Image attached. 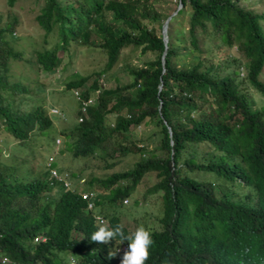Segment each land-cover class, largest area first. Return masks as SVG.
<instances>
[{"label":"trees","instance_id":"16d2710c","mask_svg":"<svg viewBox=\"0 0 264 264\" xmlns=\"http://www.w3.org/2000/svg\"><path fill=\"white\" fill-rule=\"evenodd\" d=\"M6 1L10 7L14 0ZM179 2L189 7L190 51L199 49L197 35L205 36L208 50L196 52L188 65L176 58L172 29L164 44L161 23L153 27L160 12L151 0H42L34 19L45 37L56 36L49 44L43 38L39 47L14 35L11 8L0 14V132L11 136L0 137V149L6 138L16 143L9 146L16 150L12 160L0 154V257L8 258L3 264H69V256L76 257L74 264H118L108 255L116 241L90 239L97 227L93 214L106 217L111 227L123 224L126 234L140 224L149 228L154 243L146 264H264V103L255 104L264 96V12L238 0ZM222 44L230 49V68L215 55ZM78 45L88 53L68 70L56 96L63 97L57 106L66 129L58 131L65 146L51 158L54 144L48 146L43 131L52 122L41 103L19 107L28 88L19 78L10 79L9 71L19 59L30 61V47V62L61 73ZM128 45L154 55L128 66L123 58ZM117 64L130 79L106 86L100 75ZM241 68L245 74L239 78ZM243 82L256 95L243 92ZM99 87L96 100L70 114L66 99L80 102ZM33 88L43 90L41 83ZM147 121L157 126L158 140L150 149L126 136L130 126ZM46 148L50 152L40 158ZM98 156L107 158L102 168L119 167L95 173L91 160ZM149 174L154 181L140 185ZM71 175L85 177L83 190L94 192L90 208L60 183ZM240 185L247 191L240 193ZM150 191L158 194L152 204ZM252 192L261 206L255 222L248 214ZM123 198L134 206L127 208ZM123 213L133 217L130 230ZM241 219L249 222L251 235L239 232Z\"/></svg>","mask_w":264,"mask_h":264},{"label":"rangeland","instance_id":"374dc122","mask_svg":"<svg viewBox=\"0 0 264 264\" xmlns=\"http://www.w3.org/2000/svg\"><path fill=\"white\" fill-rule=\"evenodd\" d=\"M42 4V0H14L12 5L9 7V4L7 3L6 0H0V14L5 15L6 14V10L8 8L12 9V12L16 15V26H15V30H14V35H16L17 37H23L22 39H31L33 41V44L37 47L43 45V38L47 39V43H52V41L55 39V33L50 32V34H47V36L45 37L43 35L42 30L40 29V27L37 25V22L34 19V14L38 11V6H41ZM238 4L240 6H244L246 8L248 7H254L257 11H263L264 12V0H238ZM151 6L152 8H155L158 12H160V16H159V20H157V22H153V27L155 28V30H157V25L158 22L163 23V21H165L167 16L170 15H175V17L173 18V20H169L167 19L166 22V28H165V38L167 40V29L168 31H173V33L171 34V37H174L172 40L174 42V45H177V51H178V56H176V58L178 60H183L187 62V65L190 64L191 62H193L192 58L193 55L196 52H200V55H206L208 54V50L207 47L204 46V44L202 43L203 40L205 41V36H201V35H197V46L199 49H191V43L189 42V38H188V33H187V18H188V5H184L181 6V4L179 3V0H151ZM182 8V12L176 14V9L177 8ZM109 15L108 12H105V16ZM4 19V18H2ZM160 31V30H159ZM181 33V34H180ZM183 34V41L180 40L181 35ZM92 39V38H91ZM211 40V38H210ZM91 41V40H90ZM218 43L217 40L212 39V43L211 44H216ZM216 48V53L215 55L218 56L219 58L222 59V61L224 60V62H228L230 59L231 55L227 54V51L230 50L228 49L225 45H219ZM88 48L85 47L84 45H78L75 46V52L79 53L75 56H73L71 58V60H69V64L66 66L67 70L62 71L61 73L57 72V71H45L44 69H42L40 66H36V64L30 62L32 61V52L30 47L26 49V56L27 58L30 59V61L28 60H23V59H19L17 62H15L16 64H14L15 66H12L11 70L9 71L10 73V79H14V78H19L22 82L26 83V86L28 88V93L29 96H26L25 98H23V100L20 101L19 107L20 108H24L27 109L29 107H31L32 105L35 104H42L45 111H46V107L45 106H49V104H63V102L60 100L63 97H56L57 94H59V91L61 89H63V81L64 79H66L65 75L68 74V70H75V67L78 66L79 64H81V61H86V60H81L80 57L82 56H86ZM202 51V52H201ZM232 51H234V49H232ZM59 55L63 54V51H58L57 52ZM233 53V52H232ZM234 54V53H233ZM154 55V52L148 51L144 54H140L139 52V47L136 46H125L123 48V58H126V64L128 63V66L130 65H140L144 60L152 58ZM64 56H65V52H64ZM120 64L121 63V56H120ZM178 64H180V62H177ZM229 68L231 67L232 63H229ZM120 67V66H119ZM126 69L124 68H118V64L116 66H114L112 69L106 70L105 73L101 74L100 76H102V78L104 79V83L106 86H112L115 83H125L127 81H129L130 76L127 75ZM243 73V75H242ZM245 74V68H241L238 71V76H241L239 78L244 77ZM261 76L264 79V69H262L261 72ZM67 79H69V77H67ZM36 83H41V85L43 86V90H38L35 91V89L33 88V85ZM241 90L243 92H247L251 97L252 95H256L257 91L252 88L250 85L246 84V83H242L241 84ZM55 96V97H54ZM263 100H259L257 101L258 103L255 102V104L257 106H259L260 103H264V96H262ZM53 99V100H52ZM63 100V99H62ZM51 101L53 103H51ZM66 104H67V108L70 109V114L74 116V111L76 109V101L74 99H66ZM110 115L106 116V122L109 123L110 120L109 117ZM50 118L55 121V123L60 127H62L63 129L65 128V125L63 123V121H60L59 123L57 121H59V118L57 115L55 114H51ZM65 122V121H64ZM54 126H49L47 127L43 132H50V133H54L56 130V127L58 128L57 125ZM157 126H155L153 124V122L151 121H147L145 124H139L136 126H130L128 131L126 132V136H128L129 139H133L136 141H141L143 143H147L146 144V149H150L154 146V143L158 140L156 139V135L155 133H153V130L156 129ZM4 131H1L0 133H2ZM9 134L7 132H4L3 135L0 134V137H7ZM44 135V134H43ZM46 136L48 139L50 138V134L44 135ZM8 137H11L10 135ZM15 142H13L12 140H8L7 138L5 140H3L2 146L5 149L4 152H2L0 150V154H2V159H10L12 160L14 156V153L16 152L15 148L8 149V146H15ZM48 146H51V142L49 141ZM65 146V143L63 144V147ZM62 147V148H63ZM48 152H50V150L48 151V149L46 148L42 154L40 155V158H43L44 156H46L48 154ZM69 152V151H68ZM64 155L67 156L70 159V156L68 153H66L64 151ZM107 158L104 157H100L98 156L97 159H92L91 163H94V169H96L94 172L97 174H100V170L101 171H107L110 172L112 169H117L119 167V163H115L112 164L111 167H107V168H102V166L104 165V162ZM129 159V158H128ZM71 160V159H70ZM107 161V160H106ZM121 163V162H120ZM82 164V162H81ZM101 166V168H99ZM104 167V166H103ZM26 167H21L22 171H25ZM152 174H149L147 177H143L144 182L140 183V185H146L151 183V181H154V177H152ZM205 176V175H204ZM135 190L132 192L131 194V200H133V198L135 197ZM157 197L158 194L154 191H150L147 193V198L148 201L152 204L153 202H157ZM128 204V202H127ZM126 204V206H127ZM134 205H132V202L127 206V208H131ZM126 212V210H125ZM121 219H122V223H125L128 227V229H132L133 228V217L129 216L127 214L128 217L125 216V214H121Z\"/></svg>","mask_w":264,"mask_h":264},{"label":"clouds","instance_id":"9594fccd","mask_svg":"<svg viewBox=\"0 0 264 264\" xmlns=\"http://www.w3.org/2000/svg\"><path fill=\"white\" fill-rule=\"evenodd\" d=\"M180 3V2H179ZM167 22V20H166ZM166 22L164 23V27L166 26ZM160 26V34H161V39H162V35L164 36V41L163 43L165 44L166 41V34L165 32H161V27L162 24ZM166 28V27H165ZM164 31V29H163ZM101 82L103 84H105L104 79H101ZM101 87L95 88L93 89L89 95L86 97L85 100H80V102H78V100L76 101V109H83V106L86 102H90V101H94L96 100L98 93L100 92ZM76 91H73L74 95H76ZM80 98V97H79ZM95 98V99H94ZM52 103V102H51ZM43 107V105H42ZM46 107V115L49 117V119L52 122V126H54L56 123L55 121H53L50 118L51 114H55L58 116V118H62L64 116V113L62 111H60V109H58L57 104H49V106H45ZM44 108V107H43ZM110 120V119H109ZM106 121V120H105ZM59 123V121H57ZM109 125H113V120H110V122L108 123ZM57 125V124H56ZM139 125V124H137ZM51 126V125H50ZM58 126V125H57ZM49 127V126H48ZM59 128V126H58ZM58 128L56 127L55 132L52 134L50 132H47V134H50V139L48 141H52L53 142V153L51 158H54L59 150L63 147L64 141L63 138L61 136V133L58 131ZM9 149V146H8ZM2 152L5 151V149L2 146L1 143V149ZM2 155V154H1ZM57 179H60V174H56V171L52 169L51 171ZM85 181V177L80 176L78 177L77 175H71L69 176V178H67L66 180H61V184L63 187H66L67 189H69V192L72 193H78L80 194L81 198L85 199V203H86V207L90 208L92 206V197H93V191H84L82 188L83 182ZM76 184H79L78 187H76ZM240 193L241 192H246L247 188L245 186L240 185L238 187ZM252 197V206L249 208L248 210V214L251 216L249 217L250 220L254 221V217H255V212L261 210V206H260V200L258 201L256 199V195L252 192L251 195ZM123 202V204L127 203V199L123 198L121 200ZM131 209V208H130ZM242 213L240 212V215ZM94 217V223L97 224L96 230L91 234L90 239L93 242L96 243H102V244H107L110 241H116L117 244H115L113 242L112 246L113 248H111V251L108 253L109 258L112 257V259L116 260V263L118 264H146V262L149 260L150 257V249L154 243L153 240V236H152V231L147 228L145 225L140 224L138 225L135 230L131 231L130 233L126 234L124 232V225L123 224H117L114 227L109 226L108 222H107V218L102 216L101 214H93ZM247 217V216H246ZM245 217V219H246ZM242 222V227L241 229H239V232L241 231L242 234L249 236L251 235L249 232V230H247V226H249V222L241 219ZM245 223H246V227H245ZM42 239L44 238L43 236H41ZM128 241V246H126L125 241ZM127 247V248H126ZM124 251V252H123ZM123 252L122 258H121V253ZM5 257L6 260L4 262L1 261V258ZM0 257V263L3 264L5 263L8 258L7 256H2ZM69 264H74L76 262V257L74 256H69Z\"/></svg>","mask_w":264,"mask_h":264},{"label":"water","instance_id":"95a60500","mask_svg":"<svg viewBox=\"0 0 264 264\" xmlns=\"http://www.w3.org/2000/svg\"><path fill=\"white\" fill-rule=\"evenodd\" d=\"M169 18V16H167L166 17V19H165V21H164V23L166 22V20ZM164 23L162 24V27H161V32H163V29H164ZM162 39H163V41H164V36L162 35Z\"/></svg>","mask_w":264,"mask_h":264},{"label":"built area","instance_id":"2783aa9c","mask_svg":"<svg viewBox=\"0 0 264 264\" xmlns=\"http://www.w3.org/2000/svg\"><path fill=\"white\" fill-rule=\"evenodd\" d=\"M5 260H6V258H5V257H2V258H1V261H2V262H4Z\"/></svg>","mask_w":264,"mask_h":264},{"label":"bare ground","instance_id":"6f19581e","mask_svg":"<svg viewBox=\"0 0 264 264\" xmlns=\"http://www.w3.org/2000/svg\"><path fill=\"white\" fill-rule=\"evenodd\" d=\"M166 27V26H165ZM165 27H164V31L163 32H165Z\"/></svg>","mask_w":264,"mask_h":264}]
</instances>
